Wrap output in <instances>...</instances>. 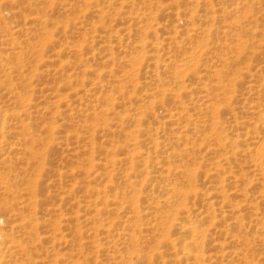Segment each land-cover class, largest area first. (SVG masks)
Instances as JSON below:
<instances>
[{
  "label": "rangeland",
  "instance_id": "1",
  "mask_svg": "<svg viewBox=\"0 0 264 264\" xmlns=\"http://www.w3.org/2000/svg\"><path fill=\"white\" fill-rule=\"evenodd\" d=\"M0 109V264H264V0H0Z\"/></svg>",
  "mask_w": 264,
  "mask_h": 264
},
{
  "label": "bare ground",
  "instance_id": "2",
  "mask_svg": "<svg viewBox=\"0 0 264 264\" xmlns=\"http://www.w3.org/2000/svg\"><path fill=\"white\" fill-rule=\"evenodd\" d=\"M223 11L225 10V9H222ZM210 12H212V10L210 9ZM216 12V11H215ZM140 49H138V50H136L137 52L139 51ZM135 51V50H134ZM173 73V72H172ZM173 75H174V77H176V76H178V75H180V72L179 71H177V70H175L174 71V73H173ZM17 100L20 102V103H22V104H25V102L24 101H22L23 99L22 98H19V97H17ZM21 106H24V105H21ZM7 111V110H6ZM6 111H4V110H2V109H0V144L2 145V144H5V138L7 137L6 136V133H7V122H6V120H7V118H10V117H8V116H10V115H7V112ZM13 111V110H12ZM11 111V112H12ZM19 118V117H18ZM17 118V119H18ZM8 121V120H7ZM19 122L21 121L20 119L18 120ZM24 123H25V121H23ZM22 123V122H21ZM26 124V123H25ZM25 124H22V130H23V132H22V130H21V132H22V134L24 133V130L25 129H27L28 127L25 125ZM20 128V126L18 127V129ZM29 130V129H28ZM9 131V130H8ZM27 131V130H26ZM9 133H11V134H13V135H21L20 134V132H19V130L18 131H11V132H9ZM24 135V134H23ZM27 135V134H26ZM17 136V137H18ZM29 136V138H30V135H28ZM32 137V136H31ZM180 139V136L178 137H176L175 138V140L177 141V140H179ZM32 141H33V139H32ZM29 150H31V149H29ZM32 152H34V150H32ZM8 156V155H7ZM6 158H4V160H5ZM3 160V159H2ZM8 161V160H7ZM263 162H261L260 164H261V166H262V170H264V164H262ZM259 164V165H260ZM182 174H184V176H185V174H187L188 175V171H186V170H184V171H182ZM4 180V183H5V178H3ZM185 191H187V192H190V191H193V189L191 188V187H189L188 189H186ZM176 204V203H175ZM171 217L172 216H170L169 214L167 215V220H170L171 219ZM171 221H174V222H178L179 221V219L178 218H172L171 219ZM264 227V226H263ZM180 230H181V232L182 233H185L187 236H188V239L185 241V243H184V248H187V247H190V246H192V244L194 243L193 241H192V239L195 237V236H197L198 235V233H199V231H198V227H197V225H194L193 223H191V222H188V223H184V224H181L180 225ZM3 237H2V235L0 234V243H2L3 242ZM1 262V261H0ZM198 264H203L202 262H198Z\"/></svg>",
  "mask_w": 264,
  "mask_h": 264
}]
</instances>
